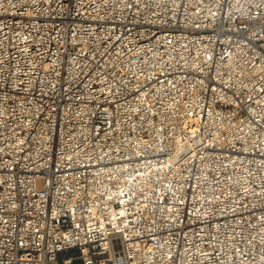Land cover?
<instances>
[{
	"label": "built area",
	"instance_id": "2783aa9c",
	"mask_svg": "<svg viewBox=\"0 0 264 264\" xmlns=\"http://www.w3.org/2000/svg\"><path fill=\"white\" fill-rule=\"evenodd\" d=\"M0 264H264V0H0Z\"/></svg>",
	"mask_w": 264,
	"mask_h": 264
},
{
	"label": "rangeland",
	"instance_id": "374dc122",
	"mask_svg": "<svg viewBox=\"0 0 264 264\" xmlns=\"http://www.w3.org/2000/svg\"><path fill=\"white\" fill-rule=\"evenodd\" d=\"M36 188L37 189H42L43 188V181L42 180H37ZM114 249H115V251H119L120 250V245H119V241L118 240L114 241Z\"/></svg>",
	"mask_w": 264,
	"mask_h": 264
}]
</instances>
